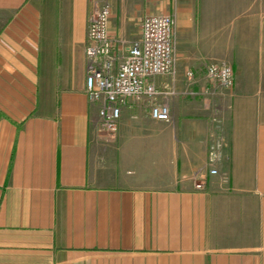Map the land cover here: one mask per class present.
<instances>
[{
	"label": "crops",
	"instance_id": "obj_1",
	"mask_svg": "<svg viewBox=\"0 0 264 264\" xmlns=\"http://www.w3.org/2000/svg\"><path fill=\"white\" fill-rule=\"evenodd\" d=\"M97 1L0 0V264H264V0H111L119 60L155 14L176 58L113 135L85 91Z\"/></svg>",
	"mask_w": 264,
	"mask_h": 264
},
{
	"label": "built area",
	"instance_id": "obj_2",
	"mask_svg": "<svg viewBox=\"0 0 264 264\" xmlns=\"http://www.w3.org/2000/svg\"><path fill=\"white\" fill-rule=\"evenodd\" d=\"M111 14L112 7L109 2L96 3L90 10L85 78L86 94L93 104L99 106V128L108 135L116 133L123 107L128 100L154 99L160 94L155 85V77L176 74L171 15L145 16L140 39L127 45L123 57L117 63L118 56L114 54L115 40L109 33ZM206 70L211 80L220 87L234 86V71L230 65L210 62ZM189 75L193 76V72L190 71ZM150 112L155 119L170 120V108L164 102H153ZM223 146V137L210 143L208 165L212 175L219 174L218 162ZM195 186L197 189L205 188V181L198 175L195 177Z\"/></svg>",
	"mask_w": 264,
	"mask_h": 264
},
{
	"label": "rangeland",
	"instance_id": "obj_3",
	"mask_svg": "<svg viewBox=\"0 0 264 264\" xmlns=\"http://www.w3.org/2000/svg\"><path fill=\"white\" fill-rule=\"evenodd\" d=\"M104 1H106V0H98L97 2H98V4H99V3H103ZM109 1H110L111 5H113L112 2H111V0H109ZM138 24H139V22H137V23L135 24V26L137 27V29H138ZM125 49H126V47H125ZM125 49H124V51H125ZM116 62L119 63L120 60L117 59Z\"/></svg>",
	"mask_w": 264,
	"mask_h": 264
}]
</instances>
